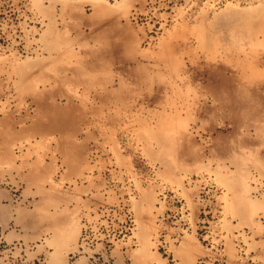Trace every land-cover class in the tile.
Instances as JSON below:
<instances>
[{"label":"rangeland","instance_id":"374dc122","mask_svg":"<svg viewBox=\"0 0 264 264\" xmlns=\"http://www.w3.org/2000/svg\"><path fill=\"white\" fill-rule=\"evenodd\" d=\"M72 166L109 187L88 264L132 227L133 264H200L210 233L263 220L264 0H0V264H46Z\"/></svg>","mask_w":264,"mask_h":264},{"label":"crops","instance_id":"0c3cea01","mask_svg":"<svg viewBox=\"0 0 264 264\" xmlns=\"http://www.w3.org/2000/svg\"><path fill=\"white\" fill-rule=\"evenodd\" d=\"M82 170L84 168L82 169L80 166L71 167L69 170L71 174L66 175V180L63 183L61 197L54 200L49 198L47 210L42 211V214L48 217L49 229L56 230L54 236L50 235L52 245L42 247L39 250L45 255L46 264H68L72 257L76 263L88 264L92 259V256L80 244L83 221L88 220L91 216V205L99 204L105 200V193L109 192L106 188L109 187L98 184L92 192L89 182L85 178H75ZM90 191L96 198L93 202L89 199ZM262 203L264 204V201ZM162 216L163 214L159 215L157 219L161 226L164 224ZM258 216L257 213L254 215L251 212L246 219L240 222H232V233L223 239L217 238L222 236L221 233H210L209 245H206L205 248L203 246V250L211 256L202 260L200 264H264V219L262 220ZM237 227H242L243 232L238 233ZM164 229L160 228L159 230L161 233L164 232V235H161L168 246L171 242L175 248L188 249L191 253L199 250L200 246L202 247L199 245L200 243L198 244L199 240L195 234H192L190 230L172 229L169 231V228ZM130 231L131 233L124 241L121 239L113 240L111 245L102 244L100 246L101 257L99 259L103 261V264H133L132 257L137 251V243L133 227L130 228ZM182 235L187 237V240L183 239ZM224 249L227 252L235 253L236 256L239 255L241 258L234 257L224 260L216 258L214 251ZM146 251L153 252L150 248H146ZM144 264H149V262L145 261Z\"/></svg>","mask_w":264,"mask_h":264}]
</instances>
